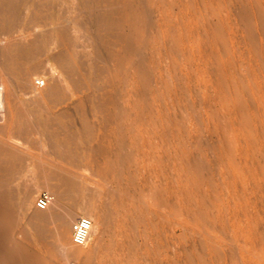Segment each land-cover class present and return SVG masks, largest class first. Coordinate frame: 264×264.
Here are the masks:
<instances>
[{"label":"bare ground","instance_id":"obj_1","mask_svg":"<svg viewBox=\"0 0 264 264\" xmlns=\"http://www.w3.org/2000/svg\"><path fill=\"white\" fill-rule=\"evenodd\" d=\"M252 1L259 5L261 0ZM187 2L0 0V110L4 117L0 124V264H52L27 245L48 239L64 243L77 212L95 219L107 238L97 244V252L95 248L72 250L73 260L169 264L167 217L173 205L166 198L168 187L152 182V203L143 204L138 215L120 183L121 174L128 170L127 155L115 160L111 153L99 158L92 151L99 144H125L128 132V143L142 148V160L154 161L155 154L149 152L155 141L151 135L166 133L173 120L153 106L167 101L164 95L173 94L176 87L185 86L180 64L188 45L185 37L196 31L198 36L203 33L220 44L225 42L219 19L212 26L195 20L185 27L188 18L182 11ZM36 71L45 76L42 87L31 85ZM233 77L221 83V102L225 107L235 104L243 112L246 101ZM230 90L237 92L233 100ZM186 115L181 114L183 123ZM74 116H80L78 124ZM88 116L100 119V127ZM180 156L186 160L184 154ZM100 174L116 186L105 188L102 183L98 188L87 182ZM40 189L50 192L52 200L38 211L31 205ZM179 189L190 202L196 223L209 226L208 192L195 181ZM121 193L117 207L110 211L107 198ZM137 224L143 226L139 243ZM16 234L28 244L17 240Z\"/></svg>","mask_w":264,"mask_h":264},{"label":"rangeland","instance_id":"obj_2","mask_svg":"<svg viewBox=\"0 0 264 264\" xmlns=\"http://www.w3.org/2000/svg\"><path fill=\"white\" fill-rule=\"evenodd\" d=\"M188 1L182 11L188 18L183 22L185 27L195 20L207 21V25L212 26L219 19L225 42L220 44L213 36L203 33L198 36L196 31L185 37L188 45L180 60L186 76L185 86L176 87L173 94L164 95L167 101L161 100L153 106L166 119L173 120L166 133L151 135L155 141L149 152L155 154L154 161L142 160V148L128 143V132L125 144H99L92 152L99 158L107 153L114 158L127 155L128 170L121 174L120 183L123 192L128 193L126 196L130 195L129 206H137L138 215L144 205L152 203V182L168 187L166 198H171L169 205H173L167 217L169 264H264V0L259 5L252 0ZM192 9L196 15L192 14ZM176 14L178 16L180 12ZM172 68L170 66V70ZM231 71H234L233 75ZM36 72L31 76V85L42 87L45 76L41 71ZM172 73L175 77L174 70ZM232 77L240 85L239 95L246 101L247 109L245 107L243 112L235 104L225 107L221 102V83ZM236 94L235 90H230V100L235 99ZM181 114H187L184 116L187 117L184 119L186 124L182 122ZM73 119L78 124L80 116ZM89 119H94L95 127H100V119L94 116ZM3 122L0 110V124ZM77 132L81 133L78 126ZM229 144L232 147H228ZM181 154L186 156L185 161ZM199 164L204 166L203 171L198 168ZM103 176L97 175L92 178L94 181L88 179L87 182L96 183L98 188L103 183L105 188L113 189L116 184ZM191 181L197 182L210 196L209 226L196 223L197 219L188 207L190 202L179 189ZM42 191L46 190L40 189L34 196L31 205L34 210H38L34 202ZM123 195H109L106 201L110 211L115 210L116 200ZM102 200L95 201L100 203ZM75 214L66 230L68 239L64 243L48 239L28 244L19 234L16 239L28 244L52 264H81L72 259L71 251L95 248L93 252H97V244L106 240L107 235L104 227L96 224L94 219V231L90 232L86 244L75 246L71 242V224L81 213ZM137 226L136 239L141 242L143 226Z\"/></svg>","mask_w":264,"mask_h":264},{"label":"built area","instance_id":"obj_3","mask_svg":"<svg viewBox=\"0 0 264 264\" xmlns=\"http://www.w3.org/2000/svg\"><path fill=\"white\" fill-rule=\"evenodd\" d=\"M52 200V195L48 191H42L36 197L34 205L37 209L43 210L47 208ZM92 226V220L85 216L79 215L71 224V242L74 245L82 246L85 244L90 228Z\"/></svg>","mask_w":264,"mask_h":264}]
</instances>
